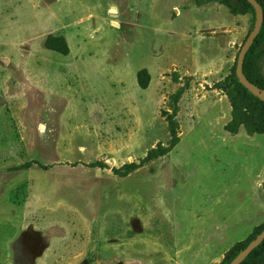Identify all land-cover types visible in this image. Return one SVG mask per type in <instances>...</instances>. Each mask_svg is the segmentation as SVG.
<instances>
[{
    "label": "rangeland",
    "instance_id": "rangeland-1",
    "mask_svg": "<svg viewBox=\"0 0 264 264\" xmlns=\"http://www.w3.org/2000/svg\"><path fill=\"white\" fill-rule=\"evenodd\" d=\"M252 26L213 0H0V264H221L240 248L264 225V111L229 131L215 83ZM247 71L264 85V33Z\"/></svg>",
    "mask_w": 264,
    "mask_h": 264
},
{
    "label": "trees",
    "instance_id": "trees-1",
    "mask_svg": "<svg viewBox=\"0 0 264 264\" xmlns=\"http://www.w3.org/2000/svg\"><path fill=\"white\" fill-rule=\"evenodd\" d=\"M205 1H210V0H195L197 5H201ZM217 1L220 3L225 4L231 11L234 12H246L247 10L252 11L253 13V21H254V10L252 5L247 1V0H213ZM263 9V19L262 23L260 26V29L256 36L253 39V42L247 49L245 55H244V60H243V71L244 74L247 76V78L255 83L260 89H264V85L260 84L258 81L253 79L248 71H247V62H248V56L250 51L252 50V47L254 46L255 42L261 37V35L264 33V3L262 0H257ZM59 40L61 41L60 43ZM55 44H53V47L57 49L58 51L62 53L67 52V45L64 41L63 38L56 37L54 38ZM237 56V55H236ZM138 80L141 85H144L143 81V74L139 73L138 74ZM216 87L223 89L229 99V103L231 106V118L228 121V123L225 125L226 128L231 131L235 132L239 125H244L246 131L248 132H254L257 130L258 127V120L257 116L261 114L264 111V100H261L260 98L254 96L251 94L237 79L235 75V67L234 71L227 76L224 80H220L215 83ZM174 114H175V108L171 114L167 115V124H168V129L171 135V144L170 146L174 145L178 141V136H177V125L174 120ZM169 147H164L160 146V149L158 150V154H164L167 152ZM150 157V153L148 154ZM91 166H100V165H105L103 162L99 161H94L90 162ZM136 167V164L134 162H129V163H124L122 166L118 168H113V172L117 173L119 175H125L131 170H133ZM264 227V225L259 228L256 232H254L249 239L241 245L240 248L236 250H229L226 252L222 263L221 264H227L236 254L239 250L244 248L246 244L253 239L257 233L260 232V230ZM264 244V238L262 241L254 247L248 254L247 256L239 262V264H245L250 260V257L252 254L259 249L262 245Z\"/></svg>",
    "mask_w": 264,
    "mask_h": 264
},
{
    "label": "water",
    "instance_id": "water-1",
    "mask_svg": "<svg viewBox=\"0 0 264 264\" xmlns=\"http://www.w3.org/2000/svg\"><path fill=\"white\" fill-rule=\"evenodd\" d=\"M253 7L254 10V21L253 26L249 33L247 34L245 40L243 41L235 60V75L238 81L254 96L264 100V89H260L255 83L250 81L243 71V60L244 55L253 42L254 37L258 33L262 19H263V11L261 4L257 0H247ZM264 238V227L260 230L256 236L251 239L244 248L239 250L237 254L227 263V264H239L241 260H243L247 254L256 247Z\"/></svg>",
    "mask_w": 264,
    "mask_h": 264
},
{
    "label": "crops",
    "instance_id": "crops-1",
    "mask_svg": "<svg viewBox=\"0 0 264 264\" xmlns=\"http://www.w3.org/2000/svg\"><path fill=\"white\" fill-rule=\"evenodd\" d=\"M175 10H177V8H175ZM178 11V10H177ZM177 11H176V13H177Z\"/></svg>",
    "mask_w": 264,
    "mask_h": 264
},
{
    "label": "bare ground",
    "instance_id": "bare-ground-1",
    "mask_svg": "<svg viewBox=\"0 0 264 264\" xmlns=\"http://www.w3.org/2000/svg\"><path fill=\"white\" fill-rule=\"evenodd\" d=\"M176 11V10H175Z\"/></svg>",
    "mask_w": 264,
    "mask_h": 264
}]
</instances>
